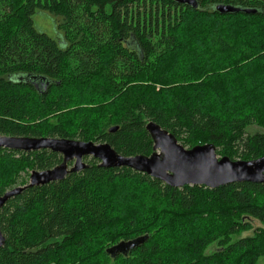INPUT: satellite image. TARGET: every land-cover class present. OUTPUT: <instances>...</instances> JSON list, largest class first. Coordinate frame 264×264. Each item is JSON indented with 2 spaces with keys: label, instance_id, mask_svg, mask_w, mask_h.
<instances>
[{
  "label": "trees",
  "instance_id": "16d2710c",
  "mask_svg": "<svg viewBox=\"0 0 264 264\" xmlns=\"http://www.w3.org/2000/svg\"><path fill=\"white\" fill-rule=\"evenodd\" d=\"M196 1L197 9L173 0H0V136L108 143L124 157L149 156L152 121L187 149L211 144L231 160L264 157V0ZM217 5L256 13L221 14ZM40 12L59 18V40L36 29ZM252 126L262 131L248 133ZM61 160L49 150L0 149V195ZM86 164L0 209V264L264 258V182L172 188L129 168ZM145 236L127 253L111 250Z\"/></svg>",
  "mask_w": 264,
  "mask_h": 264
},
{
  "label": "water",
  "instance_id": "95a60500",
  "mask_svg": "<svg viewBox=\"0 0 264 264\" xmlns=\"http://www.w3.org/2000/svg\"><path fill=\"white\" fill-rule=\"evenodd\" d=\"M173 1L192 9L198 8L196 0ZM214 9L221 14L256 13L253 9L230 5H217ZM117 129L118 127H113L109 129V132H115ZM145 129L153 142L152 153L149 156L133 157L121 156L108 143L51 137L0 136V149L24 153L49 150L62 158L61 163L51 169L32 171L27 185L14 187L0 195V209L27 188L62 181L69 174L84 170L87 167L85 158L99 161L101 168H129L144 173L172 188L204 186L216 189L233 183L264 182V157L250 161L231 160L228 157H219L216 148L211 144L187 149L171 133L152 121L146 124ZM146 238L147 236L125 244L121 243L111 250L127 253L128 249L143 243ZM4 241L5 238L0 229V247L3 246Z\"/></svg>",
  "mask_w": 264,
  "mask_h": 264
},
{
  "label": "rangeland",
  "instance_id": "374dc122",
  "mask_svg": "<svg viewBox=\"0 0 264 264\" xmlns=\"http://www.w3.org/2000/svg\"><path fill=\"white\" fill-rule=\"evenodd\" d=\"M59 21H60L59 18L54 17L53 15H50L49 13H46V12H40L33 17L34 26L39 32H43L52 38H57V40H59V35H60L59 29H58V25L60 23ZM259 131H262V129L256 126H252L251 128L248 129V133H251V134L255 132H259ZM88 159L90 158H85L84 162L87 163ZM28 180L29 178H27V184H28ZM17 186H22V185H15L12 188L17 187ZM10 189H7V190H10ZM251 225L253 228H257L260 226L257 221H251ZM248 236H252V231L244 232L238 238H244ZM211 249L215 250V246H213ZM258 264H264V258H260L258 261Z\"/></svg>",
  "mask_w": 264,
  "mask_h": 264
}]
</instances>
